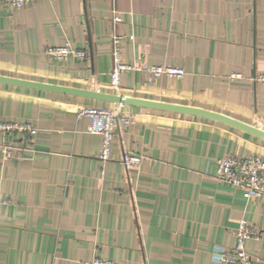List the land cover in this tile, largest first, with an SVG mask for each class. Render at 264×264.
I'll return each mask as SVG.
<instances>
[{"label": "crops", "instance_id": "0c3cea01", "mask_svg": "<svg viewBox=\"0 0 264 264\" xmlns=\"http://www.w3.org/2000/svg\"><path fill=\"white\" fill-rule=\"evenodd\" d=\"M117 9L123 20L116 28ZM125 35L123 60L135 66L110 84L112 35ZM84 50L58 60L51 46ZM151 66L183 77L151 78ZM240 73L241 77H232ZM264 0H0V74L203 108L264 130ZM115 103L0 83V123L36 133L0 132V264H220L241 220L264 264V195L247 200L219 180L218 160L257 155L264 138L212 118L123 104L113 159L99 160L102 136L83 107ZM24 149L5 158L3 146ZM142 156L127 167L124 153Z\"/></svg>", "mask_w": 264, "mask_h": 264}, {"label": "built area", "instance_id": "2783aa9c", "mask_svg": "<svg viewBox=\"0 0 264 264\" xmlns=\"http://www.w3.org/2000/svg\"><path fill=\"white\" fill-rule=\"evenodd\" d=\"M14 8H22L35 0H4ZM114 27L122 22L123 18L117 9L113 10L112 16ZM125 35L114 31L112 35V56L113 69L110 72V84L114 88L121 85V76L135 66L127 64L123 60V44ZM48 53L58 60H66L69 57L85 60L88 55L84 50L74 48L66 43L61 46H51ZM151 78L167 75L169 77H183L185 70L177 66H151L148 68ZM232 77H241L240 73L233 74ZM256 80L264 84V73L256 76ZM123 104H116L113 107H83L79 111L80 116H88L91 124L88 130L102 136V144L99 153V160L108 162L113 159V140L116 130L120 124H130L134 121L133 116L123 111ZM0 132H29L36 133L37 128L30 123L1 122ZM5 158L21 157L24 149L11 144L3 146ZM142 160L141 155L125 152L122 162L125 166H138ZM219 180L228 185L239 188L243 191L247 200L258 199L264 195V160L257 155L238 156L227 155L218 160ZM236 245L232 249L219 248L217 250L216 261L220 264H257L256 260L246 248V240L258 237L259 231L251 227L243 219L235 230ZM77 264H118L111 258H94L89 261H81Z\"/></svg>", "mask_w": 264, "mask_h": 264}, {"label": "water", "instance_id": "95a60500", "mask_svg": "<svg viewBox=\"0 0 264 264\" xmlns=\"http://www.w3.org/2000/svg\"><path fill=\"white\" fill-rule=\"evenodd\" d=\"M0 83L82 95V96H86L90 98L109 101L115 104L120 103V104L140 105V106L155 108V109H160V110L200 115V116L212 118L215 120H219L221 122L241 128L243 130H246L250 133L256 134L264 138V130L258 127L247 124L245 122H242L230 116H227V115H224L218 112H214L211 110L203 109V108L183 106V105H178V104H173V103H168V102H157V101L146 100L142 98L126 96L123 94H114V93L102 92V91H97V90L81 89V88H74L70 86H61V85L37 82V81L16 78V77H11V76L1 75V74H0Z\"/></svg>", "mask_w": 264, "mask_h": 264}]
</instances>
